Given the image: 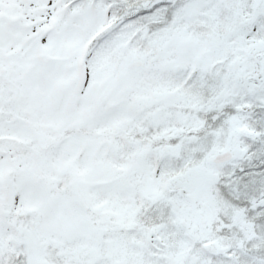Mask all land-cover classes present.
<instances>
[{
	"label": "snow or ice",
	"instance_id": "snow-or-ice-1",
	"mask_svg": "<svg viewBox=\"0 0 264 264\" xmlns=\"http://www.w3.org/2000/svg\"><path fill=\"white\" fill-rule=\"evenodd\" d=\"M0 264H264V0H0Z\"/></svg>",
	"mask_w": 264,
	"mask_h": 264
}]
</instances>
